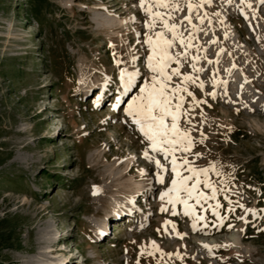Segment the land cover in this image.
<instances>
[{
  "label": "rangeland",
  "instance_id": "374dc122",
  "mask_svg": "<svg viewBox=\"0 0 264 264\" xmlns=\"http://www.w3.org/2000/svg\"><path fill=\"white\" fill-rule=\"evenodd\" d=\"M198 13L180 71L202 103L182 94L194 147L176 155L224 191L186 216L160 199L170 159L127 115L139 89L122 94V69L140 86L152 75L139 0H0V264H264V4L212 0Z\"/></svg>",
  "mask_w": 264,
  "mask_h": 264
},
{
  "label": "snow or ice",
  "instance_id": "6c2138e0",
  "mask_svg": "<svg viewBox=\"0 0 264 264\" xmlns=\"http://www.w3.org/2000/svg\"><path fill=\"white\" fill-rule=\"evenodd\" d=\"M212 0H185V7L189 15L183 17L179 23H176L174 13L182 11L180 0H139L141 9L148 15L149 20L145 26L149 33L144 43L148 45L150 54L147 56V68L152 73L149 80H144L143 85H137V77L140 75L138 71H128L122 69L120 79L123 87V95H127L138 88L137 94L133 95L127 106V115L132 118V122L139 127L141 133L149 142V148L152 152L163 155L164 160L170 159L171 173L173 178L171 186L166 191L160 193L161 201L172 205V211L175 215V206L182 204L184 206V215L194 216V207L189 203L195 200L197 204L202 201L215 200L217 192L224 191L218 189L208 178L209 169H197L192 166V162L186 155L177 156L176 153L187 154L194 147V141L190 132V128H181L180 120L183 116H188L189 110L184 109L185 96L192 97L191 108H196L202 101L197 100L193 92L189 91L187 84L195 83L196 80L190 74H184L180 71L183 62L188 61L187 49L193 47L192 40L195 38V33L198 30V25L193 23L192 13L197 11L196 19L202 24L205 13L200 16L198 10L204 4H210ZM230 3L231 0H228ZM245 0H241L243 5ZM264 4V0H260ZM247 7L251 8L249 3ZM219 15V13H216ZM187 21V26H184L185 31L189 32L187 38L180 30ZM190 26V27H189ZM170 34L171 38H169ZM185 50L173 54V49L176 42ZM200 59L198 56L191 58L190 66L196 72H201L203 69L196 67V62ZM175 63L176 67H170ZM211 63V61H209ZM173 77H181V82L173 84ZM198 87L203 89L204 84L200 82ZM214 95V93H213ZM191 124V120L187 121ZM203 137V134L201 133ZM203 142V139L200 141ZM197 156L200 154L197 153ZM146 159L154 161L156 168L161 172L165 170V166L160 160L149 155L148 150L144 152ZM183 171L189 173L184 175ZM220 175V173H217ZM203 177V179H201ZM159 182L163 183L162 175L158 176ZM211 190V195H206L200 190V186ZM227 198V197H225ZM221 207L217 202L211 205L213 214L219 216L218 209ZM242 207V205H241ZM167 208H161V211H167ZM196 220L203 217H195ZM223 219V217H221ZM244 219V217H240ZM167 223V222H166ZM174 227V226H173ZM195 227V224H193ZM153 247L157 246L153 244ZM207 247V245H205ZM158 250V248H157ZM171 255V254H169Z\"/></svg>",
  "mask_w": 264,
  "mask_h": 264
},
{
  "label": "bare ground",
  "instance_id": "6f19581e",
  "mask_svg": "<svg viewBox=\"0 0 264 264\" xmlns=\"http://www.w3.org/2000/svg\"><path fill=\"white\" fill-rule=\"evenodd\" d=\"M103 229H104V227H103ZM64 264V263H63Z\"/></svg>",
  "mask_w": 264,
  "mask_h": 264
}]
</instances>
